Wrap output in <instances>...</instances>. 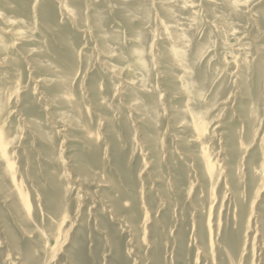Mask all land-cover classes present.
I'll use <instances>...</instances> for the list:
<instances>
[{
  "label": "rangeland",
  "instance_id": "rangeland-1",
  "mask_svg": "<svg viewBox=\"0 0 264 264\" xmlns=\"http://www.w3.org/2000/svg\"><path fill=\"white\" fill-rule=\"evenodd\" d=\"M119 1L20 0L17 14L32 19L31 29L0 28V57L8 60L0 79L11 96L0 113L11 137L8 158L0 156V264H264V102L252 123L246 110L255 92L250 96L245 82L237 89L250 78L264 96V0ZM74 3L83 19L66 14L64 5ZM6 6L12 15L14 7ZM191 26L197 28L190 38ZM141 37L148 78L131 53ZM178 46L202 49L195 58L211 81L195 113L198 125L208 120L202 147L194 125H178L194 122L186 95L176 94L179 77L188 74L168 58L171 52L190 69ZM10 60L20 61L21 75ZM59 68L70 75V92L93 127L96 148L77 122V107L66 103ZM143 98L156 110L135 112ZM190 151L195 160L211 156L212 182ZM233 237H241V248L231 262L226 245Z\"/></svg>",
  "mask_w": 264,
  "mask_h": 264
},
{
  "label": "bare ground",
  "instance_id": "bare-ground-1",
  "mask_svg": "<svg viewBox=\"0 0 264 264\" xmlns=\"http://www.w3.org/2000/svg\"><path fill=\"white\" fill-rule=\"evenodd\" d=\"M20 0H0V28H2V29H4V30H6L5 28L7 27H5L4 26V24H6V23H10V24H14V25H16V26H18V28H19V31H21L24 27H29L30 29H31V22H32V19H30V20H24V19H21L19 16H18V14H17V12H18V9H17V7L18 6H16V3L17 2H19ZM66 1V0H65ZM80 1V0H79ZM93 1V0H92ZM128 1V0H127ZM131 1V0H130ZM130 1H128V2H130ZM145 1H147V2H150L149 0H145ZM144 1V2H145ZM161 1H163V0H161ZM166 1V0H165ZM164 1V2H165ZM179 1V0H178ZM182 1V0H181ZM207 1H210V0H207ZM119 2H121V0L119 1ZM125 2V1H124ZM124 2H123V4H124ZM131 2H133V1H131ZM173 2V1H172ZM176 2V1H175ZM232 2V1H231ZM235 2V1H234ZM126 3V2H125ZM157 3V2H156ZM174 3V2H173ZM173 3H171V4H173ZM181 3V2H180ZM200 3V2H199ZM212 3H214L215 4V2L214 1H212ZM6 4H9V7L11 8L12 6L14 7V12H13V14L12 15H8L7 14V12H6V9H5V7H7L6 6ZM80 3H78V4H76L75 5V3H74V5L73 6H70L69 7V4H66V5H64V10L67 12L66 14H68V16H72V14H73V16L74 15H77L80 19H83V13H82V7L79 5ZM94 4H96L95 2H94ZM121 4V3H120ZM160 4V3H159ZM166 4V3H165ZM218 4V3H217ZM232 4V3H231ZM235 4V3H234ZM246 4V3H245ZM142 5V4H141ZM148 5H150V4H148ZM169 5H170V3H169ZM177 5V4H176ZM222 5V4H221ZM229 7H230V2H229ZM242 5V4H241ZM46 6V5H45ZM47 6H50V4L49 5H47ZM142 6H144V5H142ZM168 6V5H167ZM224 6V5H223ZM233 6V5H232ZM238 6H240V4L238 3ZM245 6V5H244ZM12 7V8H13ZM183 7H184V5H183ZM202 7V6H201ZM246 8H247V6H245ZM12 8H11V10H12ZM51 8V7H50ZM186 8V7H185ZM32 9V8H31ZM86 9V8H85ZM145 9V8H144ZM153 9V8H152ZM164 9H166V8H164ZM177 9V8H176ZM184 9V8H183ZM190 9V8H189ZM232 9V8H231ZM235 9H237V8H235ZM250 9V8H249ZM146 10V9H145ZM237 10H239V8L237 9ZM86 11H87V9H86ZM154 11H156V10H154ZM234 12L236 11V10H233ZM252 11V10H251ZM41 12V11H40ZM49 12H51L50 10H49ZM157 12V11H156ZM170 12V11H169ZM214 12V11H213ZM228 12V11H227ZM31 13V12H30ZM33 13V12H32ZM111 13V12H110ZM216 13V12H215ZM232 13V12H231ZM252 13V12H251ZM85 14V13H84ZM156 14V13H155ZM171 14V13H170ZM252 14H254V12L252 13ZM51 15V14H50ZM64 15H65V12H64ZM225 15H227V14H225ZM255 15V14H254ZM33 16V15H32ZM76 16V17H77ZM218 16V15H217ZM250 16V15H249ZM75 17V18H76ZM89 17V16H88ZM87 17V18H88ZM171 17V16H170ZM225 17V16H224ZM255 17V16H254ZM74 18V19H75ZM173 18V17H172ZM175 18V17H174ZM190 18V17H189ZM219 18V17H218ZM246 18V17H245ZM250 18V17H249ZM257 18H258V15H257ZM60 19V18H59ZM206 19V18H205ZM231 19V18H230ZM247 19V18H246ZM252 19V18H251ZM160 20H162V19H160ZM189 20H191V19H189ZM218 20V19H217ZM223 20V19H222ZM225 20H227V19H225ZM257 20V19H256ZM72 21V20H71ZM154 21V20H153ZM192 22L194 21V20H191ZM196 21H197V19H196ZM196 21H195V23H196ZM215 21V20H214ZM220 21V20H219ZM253 21V20H252ZM115 22V21H114ZM160 22H162V21H160ZM159 22V23H160ZM192 22L190 23V24H192ZM208 22V21H207ZM224 22H226V21H224ZM224 22H222L220 25L221 26H224ZM230 22V21H229ZM3 23V24H2ZM181 23V22H180ZM182 23H184V22H182ZM212 23H214L213 21L211 22V24ZM231 23V22H230ZM237 23V22H236ZM86 24H87V21H86ZM163 24V23H162ZM179 24V23H178ZM186 24V23H185ZM194 24V23H193ZM202 24V23H201ZM215 24V23H214ZM248 24V23H247ZM253 24V23H252ZM7 25V24H6ZM118 25V24H117ZM164 25V24H163ZM180 25V24H179ZM230 25V24H229ZM119 26V25H118ZM166 26H168V25H166ZM188 26V25H187ZM193 26V25H192ZM190 27L191 29H193V30H191V31H189V32H187V34H188V36L191 38V37H193V35H194V29H195V31H196V28H197V26H195L196 28H193V27ZM211 26V25H210ZM215 26H216V24H215ZM215 26H214V28H215ZM220 26V27H221ZM256 26L258 27V24H257V22H256ZM122 27V26H121ZM169 27V26H168ZM167 27V28H168ZM212 27V26H211ZM21 28V29H20ZM229 28H231V26L229 27ZM228 27H227V29H229ZM240 28V27H239ZM25 29V28H24ZM30 29H29V31H30ZM164 29V28H163ZM224 29H225V27H224ZM226 29V30H227ZM257 29V28H256ZM259 29V28H258ZM28 29H26V31H27ZM245 30V29H244ZM10 32V29L9 30H7V32ZM23 31V30H22ZM28 31V32H29ZM198 31V30H197ZM238 31H239V29H238ZM257 31V30H256ZM16 32V31H15ZM15 32H14V30H13V34H15ZM60 32V31H59ZM140 32V31H139ZM143 32V31H142ZM167 32H168V30H167ZM171 32V31H170ZM224 32H226V31H224ZM244 32V31H243ZM12 33V32H11ZM63 33V32H62ZM180 33H182V32H180ZM186 33V32H185ZM213 33V32H212ZM228 33H229V31H228ZM231 33H232V31H231ZM236 33V32H235ZM234 33V34H235ZM238 33V32H237ZM259 33V32H258ZM22 34H24V33H22ZM173 34V33H172ZM179 34V33H178ZM221 34V33H220ZM225 34H227V33H225ZM245 34H247V33H245ZM18 35H19V33H18ZM31 35H32V33H31ZM107 35L108 36H114V37H116V38H119L120 37V35L118 34V33H116V32H112L111 30H109L108 31V33H107ZM233 35V34H232ZM24 36H30L29 34L28 35H23V37ZM182 36L184 37V34H182ZM263 36V35H262ZM2 37V36H1ZM18 37V36H17ZM19 37H20V35H19ZM18 37V38H19ZM173 37V36H172ZM183 37H181V38H183ZM208 37V36H207ZM211 37V36H210ZM218 37V36H217ZM26 38V37H25ZM32 38V37H31ZM31 38H30V40H31ZM139 38V37H138ZM170 38V37H169ZM176 39H174V41L176 42V40H178L177 39V37H175ZM179 38V37H178ZM219 38V37H218ZM226 38V37H225ZM224 38V39H225ZM240 38H242V37H240ZM246 38H247V36H246ZM260 38V37H259ZM262 38V37H261ZM33 39V38H32ZM180 39V38H179ZM189 39V38H188ZM237 39H238V37H237ZM249 39V38H248ZM132 40V39H131ZM143 40H144V38H140V40H139V47L138 48H136V49H132V51H131V53L134 55L135 54V56L134 57H138L139 58V60L141 61V64H142V67H143V69L142 70H144V73H145V76H146V78H148V76L147 75H149V72H150V69H151V66H150V60H149V55H148V52H147V49H146V47H145V44H144V42H143ZM170 40V39H169ZM182 39H180V40H178V42H180ZM190 40V39H189ZM228 40V39H227ZM184 41V40H183ZM225 41V40H224ZM37 42V41H36ZM39 42V41H38ZM171 42V41H170ZM186 42V41H185ZM227 42H229V41H227ZM241 42V41H240ZM246 42V41H245ZM136 43V42H135ZM190 42H188V44H189ZM237 43V42H236ZM150 44V43H149ZM175 44L176 43H173V46H175ZM178 44V43H177ZM192 44V43H191ZM229 44V43H228ZM170 45V44H169ZM230 45V44H229ZM228 45V46H229ZM183 46V45H182ZM191 46V45H190ZM97 47V46H96ZM109 47V46H108ZM215 47V46H214ZM224 47V46H223ZM227 47V46H226ZM254 47H257V46H254ZM95 48V47H94ZM173 48V47H172ZM185 48V47H184ZM225 48V47H224ZM4 49V48H3ZM3 49H2V51H3ZM166 49H168V48H166ZM175 49H177L176 51H181V52H184L186 55H187V63H188V65H189V67H190V69L189 70H187L186 71V69H185V67H186V65L184 66V64L182 63V62H180L179 60H178V58H177V56H175V55H172L171 54V52H170V54H169V56H168V58H170V60H171V62H173L172 63V65L173 64H176L178 67H180L181 69H179V70H182V69H184L183 71L184 72H187V76H180L179 77V79H178V81H179V85H178V87L176 88V90H177V95L178 96H184V95H186V99H187V102H188V104H190V105H192V107L193 108H191V109H189L190 110V113H191V115H192V121H194V122H190L189 120H187L188 118H186L185 120H183V119H180L179 121H178V125H186L188 128H190V126L189 125H194V137H195V139H197V140H200V142H201V144H200V146L202 147V145L206 142V140L205 139H207V135H205V134H207L206 133V130H208V123L206 124V121H208L206 118H205V120L206 121H202L201 123L202 124H200V125H198V123L196 122V120H195V113L199 110V106H200V101H203V99L204 98H207V95H208V93L210 92V90L212 91V87H211V84H210V77L209 76H207L206 75V73H203V72H201V70H200V68L198 67V62H197V60H199V59H197V58H195L196 56H198V55H196V54H198L199 52H200V50L199 49H201V48H197V47H195V50H193L194 52L192 53L191 52V48H189V49H187L186 51H185V49H182V47L180 46H178L177 48L175 47ZM209 49H210V47H209ZM240 49H241V47H240ZM240 49L239 48H237V50H239L240 51ZM4 50H6V49H4ZM34 50V49H33ZM99 50V49H98ZM172 50V49H171ZM183 50V51H182ZM202 50V49H201ZM243 50V49H242ZM35 51H36V49H35ZM45 51V50H44ZM100 51V50H99ZM170 51V50H169ZM175 51V50H174ZM176 51H175V53H176ZM205 51V50H204ZM259 51V50H258ZM257 51V52H258ZM32 52V51H31ZM101 52H102V50H101ZM116 52V51H115ZM243 52V51H242ZM257 52H256V54H257ZM30 53V52H29ZM239 53V52H238ZM249 53H250V51H249ZM248 53V55H250ZM84 54V53H83ZM200 54V53H199ZM203 54V53H202ZM241 54V53H240ZM244 54H246V52L244 53ZM243 54V55H244ZM30 55V54H29ZM109 55V54H108ZM157 56H158V54H156ZM178 55V54H177ZM184 55V54H183ZM196 55V56H195ZM204 55V54H203ZM215 55V54H214ZM105 56V55H104ZM107 56V55H106ZM110 57L112 56V55H109ZM113 56H116V55H113ZM179 56H181V54H179ZM70 57H71V60L74 58V55L73 54H71L70 53ZM182 57V56H181ZM181 57H180V60H181ZM200 57V56H199ZM236 57H238V56H236ZM247 57V54L245 55V58ZM80 58V57H79ZM201 58H202V56H201ZM7 58H1L0 57V68L1 67H4V65L6 64V62L8 61V60H6ZM211 59H212V57H211ZM236 59V58H235ZM28 60H30L29 58H28ZM201 60V59H200ZM248 60V59H247ZM246 60V61H247ZM126 61V60H125ZM164 61V60H163ZM10 62H11V66H12V70H13V72H14V75H16V77L17 76H19V75H21L22 74V72H23V68L21 67V64H20V61L19 60H10ZM41 62V61H40ZM244 62H245V60H244ZM248 62H249V60H248ZM247 62V63H248ZM5 63V64H4ZM74 65L72 66V72L75 70V66L77 65L76 63H74V62H72ZM80 63V62H79ZM137 62H135V64H136ZM139 63V62H138ZM38 64H39V62H38ZM102 64V63H101ZM110 64V63H109ZM158 64V63H157ZM130 65V64H129ZM129 65H128V67H129ZM140 65V64H139ZM169 65V64H168ZM247 65V64H246ZM80 66V65H79ZM126 66V65H125ZM175 66V65H174ZM245 66V65H244ZM248 66V65H247ZM128 67H127V69H128ZM5 68H6V66H5ZM74 68V69H73ZM173 68V67H172ZM26 69H27V67H26ZM60 69V71H58L57 70V72L60 74V77H59V79L61 80V83H60V87H62L63 89H66L67 91V93H68V97H66V103H69V104H71V105H74V106H76L77 107V109H78V120H77V122H79L81 125H82V129L84 130V132H86L87 134L88 133H90L89 134V136L90 135H92L89 139H90V145H92L94 148H96L95 147V142H97V141H95L96 139V135L94 136V132H93V127H90V125H86V123H85V120H84V122H83V118H84V111L81 109V104L77 101V99L76 98H74V97H72V94H71V92H70V89H69V85H70V75H69V73H66V71H64V69H61V68H59ZM80 69V68H79ZM203 69V68H202ZM49 70H50V68H49ZM120 70V69H119ZM111 71H112V69H111ZM110 71V72H111ZM129 71V70H128ZM206 71V70H205ZM247 71H249V70H247ZM143 72V71H142ZM141 72V73H142ZM227 72V71H226ZM7 73V72H6ZM29 73V72H28ZM37 73V72H36ZM115 73V72H114ZM130 73V72H129ZM132 73H133V71H132ZM4 73L2 72L1 73V75H3ZM121 74V73H120ZM135 74V73H134ZM6 75V74H5ZM5 75H3V76H5ZM13 75V76H14ZM79 75V74H78ZM112 75V74H111ZM143 75V74H142ZM183 75V74H182ZM185 75V74H184ZM222 75L223 74H220V76L222 77ZM144 76V75H143ZM175 76V75H174ZM218 76H219V74H218ZM116 77H119V76H117L116 75ZM133 77V76H132ZM22 78V77H21ZM135 79H136V75H135V77H134ZM138 78H139V75H138ZM154 78V77H153ZM20 79V78H19ZM130 79V78H129ZM145 79V78H144ZM159 79H161V78H159ZM263 79V78H262ZM18 80V79H17ZM50 80V79H49ZM48 80V81H49ZM142 80V79H141ZM214 80V79H213ZM245 81H242L241 83L242 84H238L237 86V89H239V90H241L240 88L242 87V85L244 84V82H245V90H246V92H248L249 93V95L250 96H252L253 94H252V92L254 91L255 93H254V95L256 96H253V97H255L256 99V101L254 102H252L253 104H252V107H249V109H247L245 112L246 113H248V114H252V117L251 118H253L252 120H251V122L253 123V121H254V119L255 118H257V111L258 110H260L259 108H260V106L262 105V103L264 102V96H263V93H262V90H261V88L260 87H258L257 85H256V83H254L253 85H255V88L251 85V79L250 78H245L244 79ZM21 81V80H20ZM135 81V80H134ZM137 81V80H136ZM176 81V80H175ZM125 83H124V86H129V84L131 85H133L134 83H132V82H130V81H124ZM145 82H146V80H145ZM157 81H155V83H156ZM235 82V81H234ZM3 81L0 79V113L2 112V109H3V107L5 106V105H7V104H9V102H10V100H11V96H10V93H6V91L8 90V88L7 87H4V85H3ZM21 83H22V81H21ZM73 83V82H72ZM121 83H122V81H121ZM172 83V82H171ZM227 83V82H226ZM257 83H258V80H257ZM262 83H264V82H262ZM45 84V83H44ZM126 84V85H125ZM143 84V83H142ZM146 84H147V82H146ZM259 84V83H258ZM19 85V84H18ZM47 85V84H46ZM84 85V84H83ZM135 85V84H134ZM145 85V84H144ZM142 86V85H140L141 86V89H140V91L142 92L143 91V93H147L148 91L147 90H149L146 86ZM102 86V85H101ZM100 86V87H101ZM214 86V85H213ZM229 86V85H228ZM37 88V87H36ZM118 88V87H117ZM214 88V87H213ZM218 88V87H217ZM235 88H236V86H235ZM101 89H102V87H101ZM126 89V88H125ZM139 89V88H138ZM228 89H230V88H228ZM17 90V89H16ZM123 90V89H122ZM136 90V89H135ZM168 90V89H167ZM173 90V89H172ZM216 90V89H215ZM137 91V90H136ZM140 91H137V92H140ZM227 91V90H226ZM225 91V92H226ZM244 91V90H243ZM14 92H16L17 93V91H15L14 90ZM220 92V91H219ZM222 92V91H221ZM225 92H224V94H225ZM118 93V92H117ZM149 93H151V92H149ZM214 93V92H213ZM163 94V93H162ZM216 94H218L217 92H216ZM223 94V95H224ZM228 94V93H227ZM231 94V93H230ZM234 94V93H233ZM243 94V93H242ZM40 95V94H39ZM213 95V94H212ZM12 96L14 97V95L12 94ZM119 96V95H118ZM137 96V95H136ZM141 97V96H140ZM214 97H216V96H214ZM221 97V96H220ZM119 98V97H118ZM124 98V97H123ZM135 99H136V97H134ZM171 98V97H170ZM179 98V97H178ZM216 98H218V96L216 97ZM229 98V97H228ZM245 98V97H244ZM38 99V98H37ZM40 100V99H39ZM124 100V99H123ZM164 100V99H163ZM210 100V99H209ZM212 100V99H211ZM247 101V100H246ZM124 102V101H123ZM135 102V101H134ZM137 103L138 102H140L139 100H137L136 101ZM160 102V101H159ZM186 102V101H185ZM225 102V101H224ZM102 103V102H101ZM142 103H143V105L142 106H135L134 108H133V110H135V112H138V111H140V110H143V112L142 113H145V111L144 110H146L147 112H149V110L151 109V110H153V111H155L156 109V107H155V105L150 101V100H146V99H142ZM161 103V102H160ZM208 103V102H207ZM251 103V102H250ZM103 104V103H102ZM187 104V105H188ZM240 104V103H239ZM242 104H244V103H242ZM245 104H246V102H245ZM160 105V104H159ZM158 105V106H159ZM164 106H165V104H164ZM206 106V105H205ZM250 106H251V104H250ZM97 107V106H96ZM133 107V106H132ZM142 107H144V108H142ZM165 107H167V106H165ZM185 107V106H184ZM241 107V106H240ZM8 108V107H7ZM93 108V107H92ZM160 108V107H159ZM187 108H189V107H186V109ZM251 108V109H250ZM176 109V108H175ZM242 109V108H241ZM264 109V108H263ZM160 110H162V109H160ZM165 110V109H164ZM168 110V109H167ZM188 110V111H189ZM169 111V110H168ZM179 111V110H178ZM184 110H182V112H183ZM187 111V112H188ZM200 111H202V110H200ZM207 111V110H206ZM186 112V111H185ZM242 112V111H241ZM161 113V112H160ZM179 113V112H178ZM207 113V112H206ZM137 114V113H136ZM138 114H139V112H138ZM205 114V113H204ZM260 114V113H259ZM163 115V114H162ZM190 115V114H189ZM196 115H198L197 113H196ZM208 115V114H207ZM206 115V116H207ZM161 116V115H160ZM259 116V115H258ZM159 116H157V118H158ZM184 117H186V115L184 116ZM262 117H264L263 115H262ZM141 118H145L146 119V121H148L147 120V118L144 116V115H141V116H139L138 117V119H141ZM161 118V117H160ZM204 118V117H203ZM142 119V120H143ZM200 119H202V118H200ZM151 120V119H150ZM255 120H257V119H255ZM1 117H0V156H2L3 157V159L4 158H8V156H9V149H8V143L11 141L10 140V136H9V131L7 130V129H5L4 128V126L2 125V123H1ZM138 121H141V120H138ZM159 121V120H158ZM69 122V121H68ZM137 122V121H136ZM152 122V121H151ZM154 122V121H153ZM250 122V123H251ZM71 123H73L72 121H71ZM159 123V122H158ZM255 123V122H254ZM63 124H65V123H63ZM258 124V123H257ZM260 124H261V121H260ZM68 125V124H67ZM145 125V124H144ZM155 125H156V123H155ZM158 125H160V124H158ZM149 127V126H148ZM159 127V126H158ZM157 126H156V129L158 128ZM182 127V126H181ZM155 128V127H154ZM215 129V128H214ZM158 132H159V129H158ZM254 132V131H253ZM133 136V135H132ZM220 136V135H219ZM237 136V135H236ZM98 137V136H97ZM135 137V136H134ZM150 137V136H149ZM191 137V136H190ZM193 137V138H194ZM15 138H16V136H15ZM17 139V138H16ZM136 139V138H135ZM134 139V140H135ZM152 139H153V136H152ZM133 140V139H132ZM137 140V139H136ZM196 140V141H197ZM14 140H12V142H13ZM208 141V140H207ZM239 141V140H238ZM159 142V141H158ZM199 142V141H198ZM197 142V143H198ZM203 142V143H202ZM16 143V142H15ZM239 143V142H238ZM206 144H207V142H206ZM16 145H18V144H16ZM156 145H157V142H156ZM205 145V144H204ZM15 146V145H14ZM159 146V145H158ZM157 146V147H158ZM199 146V147H200ZM160 147V146H159ZM203 148H204V146H203ZM203 148H202V150H203ZM240 148H241V146H240ZM239 148V149H240ZM11 149V148H10ZM158 151L160 150L159 148L157 149ZM156 153V152H155ZM160 153V152H159ZM190 153L192 154H188L187 156H189V158H192V156H196L197 157V155H196V153L195 152H192V151H190ZM214 153V152H213ZM217 153V152H216ZM160 155V154H159ZM215 155V153L213 154V156ZM145 156V155H144ZM196 157H194V159L192 158V160H194L196 163L198 162V160H199V162H200V164H202V167L204 168V170H203V176H206L210 181L209 182H212V179H213V174H214V168H213V166H214V163H212L211 162V156H208L207 154L205 155V156H203V157H198L196 160H195V158ZM1 158V157H0ZM223 158V157H222ZM181 159V158H180ZM213 159V158H212ZM220 160V159H219ZM224 160V159H223ZM7 161V160H6ZM175 161V160H174ZM236 161H238V160H236ZM0 162H2V161H0ZM224 162V161H223ZM222 162V163H223ZM3 164V163H2ZM5 164H6V162H5ZM4 164V165H5ZM224 164V163H223ZM218 165H221V164H218ZM8 166H9V168L8 169H10L12 172H13V164L11 165V163H8ZM202 168V169H203ZM5 170V169H4ZM9 170V171H10ZM129 170V169H128ZM6 172V170L4 171V175L6 174L5 173ZM10 173V172H9ZM189 174V173H188ZM10 176V175H9ZM11 176H13V175H11ZM11 176H10V178H11ZM15 176V175H14ZM15 178H16V176H15ZM15 178H11V179H13V183H14V187L15 188H17V185H18V180L17 179H15ZM3 180V179H2ZM20 180V179H19ZM7 194V193H6ZM3 195V194H2ZM9 195V194H8ZM22 196H21V200H24L25 199V195H23V194H21ZM5 197H7L6 195L4 196V198ZM15 203V202H14ZM245 207V206H244ZM243 208V207H242ZM245 212V211H244ZM253 214L252 213H249L248 214V221L250 220V218H251V216H252ZM243 224V223H242ZM237 234V233H236ZM261 236V235H260ZM240 238L241 237H239V238H236V237H233L232 239H230L229 241H228V244L226 245L227 246V253H228V255H229V257H230V261L232 262L233 261V258H232V253L233 254H236L237 252H239L240 251V248H241V243H240ZM263 240H264V238H263ZM201 249V248H200ZM226 249V248H225ZM264 249V248H263ZM252 262V261H251ZM252 264V263H251Z\"/></svg>",
  "mask_w": 264,
  "mask_h": 264
}]
</instances>
